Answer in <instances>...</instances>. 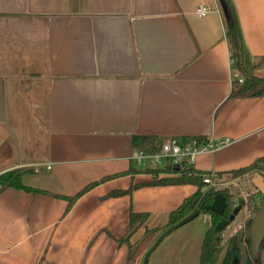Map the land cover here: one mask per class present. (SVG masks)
Listing matches in <instances>:
<instances>
[{
  "label": "crops",
  "instance_id": "obj_1",
  "mask_svg": "<svg viewBox=\"0 0 264 264\" xmlns=\"http://www.w3.org/2000/svg\"><path fill=\"white\" fill-rule=\"evenodd\" d=\"M232 1L264 77V0ZM238 74L220 0H0V174L25 169L24 187L0 183V264H143L162 233L146 230L197 185L145 184L136 170L170 164L139 165L136 150L229 139L188 164L207 172L264 155V93L231 96ZM132 210L149 215L123 240ZM211 226L200 214L148 264H199Z\"/></svg>",
  "mask_w": 264,
  "mask_h": 264
},
{
  "label": "trees",
  "instance_id": "obj_2",
  "mask_svg": "<svg viewBox=\"0 0 264 264\" xmlns=\"http://www.w3.org/2000/svg\"><path fill=\"white\" fill-rule=\"evenodd\" d=\"M224 2L227 11L224 12L225 21H226V37L230 45V53L232 58L233 68L239 72L240 76L243 78L242 81H239L238 78L233 80V88L231 96H256L264 93V77H260L254 74V69L258 64H247L246 57V45L244 42L238 14L234 3L232 0H220V3ZM195 141L197 144H203L207 141L204 136H195V137H186L183 138L182 142H191ZM157 169V168H156ZM154 169L151 168H142L136 171L148 172ZM156 171V170H155ZM164 171L169 173H175L176 175H166L160 178H153L151 181L145 184H180V183H192L197 185L196 191L190 196L186 197L183 202L175 209H173L169 214L168 222L165 226L154 228L152 230L147 229L146 233L149 234L152 231L162 230L161 235L158 237L156 243L153 247L147 252L144 263H149V257L157 247V245L170 233H172L177 228L188 223L194 218L198 217L202 213H208L212 217V226L207 230L203 244L199 264H211L214 262L216 256L220 252L223 243L222 231H215L216 224L223 218H230L231 214L240 206L245 208L249 206L250 215L244 219V224L240 227L237 233H242V236H248L249 229L252 223V219L259 207H254L248 204L247 199L242 198L237 199L236 194L238 192H233L228 186H216L219 179H222L223 175H230L232 177H247L252 176L256 171L263 174L264 171V155L256 158L251 164L230 169L226 171L219 172H207V171H197L193 168H175L174 165L170 164L168 167L164 168ZM25 172V169L16 168L0 174V183L2 186H14V187H24L22 184V175ZM212 176V183H207L204 181L205 175ZM90 185L84 187L76 196L68 197L69 204L74 201V199L80 196L85 190L89 188ZM139 186V184L132 185L129 190L130 192L133 188ZM222 193L226 199L227 205L225 211L220 214L215 211L205 208L207 204L213 202L216 194ZM236 193V194H235ZM244 200V201H242ZM148 213L146 212H136L131 211L130 215V228L126 233L123 240H129L130 237L145 223L148 218ZM232 222V220H231ZM230 222V223H231ZM133 249V244L130 245ZM246 264H261V258L259 260L255 259L252 255L250 244H246ZM236 248L231 247L230 252L226 258V263L228 258L231 256L237 257Z\"/></svg>",
  "mask_w": 264,
  "mask_h": 264
},
{
  "label": "built area",
  "instance_id": "obj_3",
  "mask_svg": "<svg viewBox=\"0 0 264 264\" xmlns=\"http://www.w3.org/2000/svg\"><path fill=\"white\" fill-rule=\"evenodd\" d=\"M208 12L209 8L206 5H199L196 8V13L199 16L206 15ZM236 78L239 81L243 80L239 74ZM228 143H230L229 139H223L217 142L208 140L203 144H197L195 141L182 142L174 138H168L162 141L160 147L155 150H136L132 154V158L139 165L148 164L149 166L158 165V167H164L162 165L165 161H168L175 168H188V164L193 162L198 154L215 151ZM204 181L212 183V176L209 174L205 175Z\"/></svg>",
  "mask_w": 264,
  "mask_h": 264
},
{
  "label": "water",
  "instance_id": "obj_4",
  "mask_svg": "<svg viewBox=\"0 0 264 264\" xmlns=\"http://www.w3.org/2000/svg\"><path fill=\"white\" fill-rule=\"evenodd\" d=\"M221 5L223 11L226 13L227 8L224 2H222ZM251 182L258 191L264 194V175L262 173L256 171L251 176ZM226 205L227 202L224 195L222 193H218L215 195L213 202L207 204L205 208L222 214L226 209ZM239 210L240 208L237 207L231 214L230 218H223L220 220L215 226V231H223L230 224L231 220L235 218ZM246 242L250 244L253 257L258 260L261 254L262 246L264 244V202L260 205L258 211L252 219ZM231 247L232 239L229 238L222 246L214 262L211 264H225Z\"/></svg>",
  "mask_w": 264,
  "mask_h": 264
},
{
  "label": "rangeland",
  "instance_id": "obj_5",
  "mask_svg": "<svg viewBox=\"0 0 264 264\" xmlns=\"http://www.w3.org/2000/svg\"><path fill=\"white\" fill-rule=\"evenodd\" d=\"M146 162V161H145ZM154 169L153 170H149L147 173H149L151 175L152 178H160L162 176H164L165 174H167L168 172L164 171V168H151ZM156 170V171H155ZM249 176L245 177L248 178ZM244 179L243 177H232L230 175L226 176L223 175L222 179H219V182H217L216 186H228L230 188V190L234 191L241 189V191L243 192H238L236 195V198H242L244 200L247 199L248 204L254 207H258L260 206L263 201H264V196L261 195V193L256 189L251 187L249 192L246 193V189L247 187H250V184L247 183H240L241 180ZM239 183V184H237ZM245 189V190H244ZM235 190V191H236ZM253 190V191H252ZM244 212H245V216L244 219L246 217H248L250 215V208L249 206H246L244 208ZM243 211H239L238 214L235 216V218L232 220V222L221 232L222 233V241L223 243L228 240L229 238L232 239V246L236 248V253H237V258L239 261V264H245L246 261V245L244 243V241H242L240 235L237 234V229H239L238 227L240 226V223L242 221L243 218ZM243 219V220H244ZM261 260L264 263V249L262 251V255H261Z\"/></svg>",
  "mask_w": 264,
  "mask_h": 264
},
{
  "label": "flooded vegetation",
  "instance_id": "obj_6",
  "mask_svg": "<svg viewBox=\"0 0 264 264\" xmlns=\"http://www.w3.org/2000/svg\"><path fill=\"white\" fill-rule=\"evenodd\" d=\"M259 192H260V191H259ZM260 193H261V192H260ZM261 195L264 196V194H262V193H261ZM242 201H244V200H242ZM263 202H264V201H263ZM237 207H239L240 210L243 209V208L240 207V206H237ZM242 226H243V225H242ZM242 226H241V227H242ZM237 232H238V230H237ZM237 234L240 235L242 241H244V243H245V245H246V244H247V242H246V238H247L248 236H246V237H245V236H242V233H237ZM263 249H264V244H263V246H262V250H261V254H260L259 259L261 258V255H262V251H263ZM246 251H247V250H246ZM259 259H258V260H259ZM227 264H239L238 258L232 255L230 259L228 258V260H227ZM245 264H246V261H245ZM261 264H264V263L262 262Z\"/></svg>",
  "mask_w": 264,
  "mask_h": 264
}]
</instances>
